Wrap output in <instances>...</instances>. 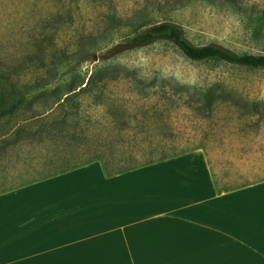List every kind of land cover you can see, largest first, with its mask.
I'll list each match as a JSON object with an SVG mask.
<instances>
[{
  "label": "rangeland",
  "instance_id": "obj_1",
  "mask_svg": "<svg viewBox=\"0 0 264 264\" xmlns=\"http://www.w3.org/2000/svg\"><path fill=\"white\" fill-rule=\"evenodd\" d=\"M259 12H264V0H0V75L5 76L6 87L16 86L18 94L36 82L57 81L70 69L79 78H88L96 68L100 70L96 78L108 81L102 93L76 97L79 112L72 120L79 128L58 130L51 144L29 139V133L39 127V118L35 124L23 122L43 110L41 101L50 93L37 88L24 93L33 103L16 110L10 122L0 118V133L18 123L27 140L19 158L13 152L9 160L0 156V187L8 162L18 159L15 163L24 166L21 177H34L52 170L50 164H43L47 158L58 163L64 161L59 159L63 156L68 164L78 163L91 154L84 146L114 144L121 137L124 142L159 144L168 154L201 147L187 153L204 155L223 187L263 179L264 70L192 62L164 42L124 52L114 49L140 27L170 22L181 27L186 40L195 46L264 53V19L257 33L253 32ZM110 19H114L111 25ZM76 50L88 52L77 67L71 59ZM94 55L97 61L92 60ZM210 85H216L221 98L206 115L189 105L199 100V88ZM254 102L259 104L256 110ZM46 213L47 223L61 217L57 211ZM40 230L41 241L28 244L27 250L6 249L5 264H248L240 256L226 258L224 243H219V254L212 258L199 256L209 251L208 243H195L190 250L168 243L173 249L166 251L155 243H149L148 250L138 243L137 256L128 257L125 250L107 242L98 252L104 255L80 256L93 252L78 248L72 252L75 256H65L71 252L50 250V245L57 244L53 243L57 234L44 226ZM29 236V240L34 237ZM252 261L264 264V260Z\"/></svg>",
  "mask_w": 264,
  "mask_h": 264
},
{
  "label": "crops",
  "instance_id": "obj_2",
  "mask_svg": "<svg viewBox=\"0 0 264 264\" xmlns=\"http://www.w3.org/2000/svg\"><path fill=\"white\" fill-rule=\"evenodd\" d=\"M19 143L6 136L1 155L9 160L13 152L19 158ZM207 161L202 154L185 152L107 176L95 160L29 178L21 177L23 164L8 162L0 187V264H5L6 249L27 250L41 241L42 226L57 234L50 250L71 252L65 256H75L78 248L93 252L80 256H100L107 242L128 257L137 256L138 243L146 250L155 243L163 251L173 249L168 243L183 250L208 243L209 251L199 256L212 258L224 243L228 259L264 260V178L223 187ZM46 210L61 217L47 223Z\"/></svg>",
  "mask_w": 264,
  "mask_h": 264
},
{
  "label": "trees",
  "instance_id": "obj_3",
  "mask_svg": "<svg viewBox=\"0 0 264 264\" xmlns=\"http://www.w3.org/2000/svg\"><path fill=\"white\" fill-rule=\"evenodd\" d=\"M259 13L260 14L255 17L256 23L253 32L258 30L259 24L264 19V12ZM113 21L114 19H110L108 22L111 25ZM159 42L171 44L180 54L192 62L211 61L216 63H226L246 69L264 70V53H234L215 45L195 46L186 40L181 27L170 22H159L147 27H140L134 31L133 34L125 38L123 42L117 44L114 49L116 52H124L145 48ZM74 52L75 53L71 59L74 58V64L77 67V65H80L85 61L84 58L87 56L88 52H79L77 50ZM74 71L75 69H70L65 73L64 77L54 82L45 83L43 80V83L41 84L36 82L34 87L28 86L25 88L24 92L18 94H16L17 91H15L16 86L10 85L9 87H6L7 85L4 84L6 83L4 80L5 76L1 74L0 118L5 117L6 122H10V119L12 121V116L15 115L16 110L20 109L21 106H26L25 104H32L34 101L33 99H25L24 93L30 91L31 88H37L50 94L48 95L49 98L41 101L43 108L42 111L31 113L28 118L23 120V122H34L33 124L40 121L39 127L29 133L31 135L29 139L34 141L33 143L37 140L36 142L39 145L48 144L49 141L51 144L58 130L61 132L68 126L79 128L78 122L72 120L74 117H77L79 112L78 105L75 103L76 97L82 93L89 94L94 91L102 93L107 87L108 81L105 80V82H103L102 79L96 78L100 71L96 68L91 72V75L88 78L85 76L79 78V76L75 75ZM198 91L200 93L199 100L196 101L195 104L190 103L189 106L200 110L206 115H210L213 107L221 98L219 89L216 85H210L208 87L199 88ZM38 97L41 98L42 96ZM258 105V102H254L252 104L253 109L256 110ZM58 110L62 113H59L60 115L57 117H53L54 113ZM38 118L39 121H36ZM6 136L19 140V145L21 147L27 141L22 133L21 125L13 123L9 128L5 129L4 133H0V156L5 147ZM120 136L124 137V133L123 135L120 134ZM84 147L89 149L91 154L84 161L78 163L68 164L67 160L63 159V156H60L59 159L60 161H64L58 163H55L56 159H45V163L43 162V164H50L53 168H51L52 170H48V173L42 174L41 176H51L62 173L95 160L101 162L106 175L110 176L140 168L157 161H162L183 152L202 149L201 147H195L179 153L168 154L165 152L166 147H161L159 144H141L136 141L124 142L122 137L120 142L114 144H111L110 142L105 144L91 143ZM46 168L48 167L46 166Z\"/></svg>",
  "mask_w": 264,
  "mask_h": 264
},
{
  "label": "water",
  "instance_id": "obj_4",
  "mask_svg": "<svg viewBox=\"0 0 264 264\" xmlns=\"http://www.w3.org/2000/svg\"><path fill=\"white\" fill-rule=\"evenodd\" d=\"M92 60L93 61H97L98 60V57L96 55L92 56Z\"/></svg>",
  "mask_w": 264,
  "mask_h": 264
}]
</instances>
